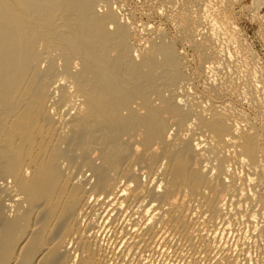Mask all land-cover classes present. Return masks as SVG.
Masks as SVG:
<instances>
[{
  "label": "bare ground",
  "instance_id": "1",
  "mask_svg": "<svg viewBox=\"0 0 264 264\" xmlns=\"http://www.w3.org/2000/svg\"><path fill=\"white\" fill-rule=\"evenodd\" d=\"M241 1L0 0V264H264Z\"/></svg>",
  "mask_w": 264,
  "mask_h": 264
},
{
  "label": "rangeland",
  "instance_id": "2",
  "mask_svg": "<svg viewBox=\"0 0 264 264\" xmlns=\"http://www.w3.org/2000/svg\"><path fill=\"white\" fill-rule=\"evenodd\" d=\"M135 1H138V0H135ZM251 11H253V0H242L236 6V8L233 11L234 14L236 13L233 16V19H234V22L236 23V25L238 26L239 30L242 31L241 33L243 35V38H245L246 42L249 45H251V47L253 48V50L255 51L257 56L259 57L260 66H262V70H263L264 69V9L261 11L258 18L256 16L252 15L253 12H251ZM162 19L163 18L145 19V22L150 21L153 26L162 25L163 27L168 28L169 26H168L166 20L163 19V21H162ZM241 107H243V108H241ZM250 107H249V105H242V106L240 105V107L238 106V109L241 108L239 110L240 112L244 109V111L241 113L242 114L246 113L245 114L246 117L249 115V117H247V118H252V116H253V119H254V117L257 113L258 115H256V117H255L256 122L263 124L264 120L261 119V116L257 112L256 108L254 107L255 109H253L252 107L251 108ZM254 110H256V111H254ZM257 117L261 120H258Z\"/></svg>",
  "mask_w": 264,
  "mask_h": 264
}]
</instances>
